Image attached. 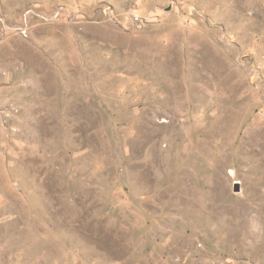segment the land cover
I'll list each match as a JSON object with an SVG mask.
<instances>
[{
    "label": "rangeland",
    "instance_id": "1",
    "mask_svg": "<svg viewBox=\"0 0 264 264\" xmlns=\"http://www.w3.org/2000/svg\"><path fill=\"white\" fill-rule=\"evenodd\" d=\"M0 264H264V0H0Z\"/></svg>",
    "mask_w": 264,
    "mask_h": 264
},
{
    "label": "water",
    "instance_id": "2",
    "mask_svg": "<svg viewBox=\"0 0 264 264\" xmlns=\"http://www.w3.org/2000/svg\"><path fill=\"white\" fill-rule=\"evenodd\" d=\"M239 191V185L238 184H235L234 186V192H238Z\"/></svg>",
    "mask_w": 264,
    "mask_h": 264
}]
</instances>
